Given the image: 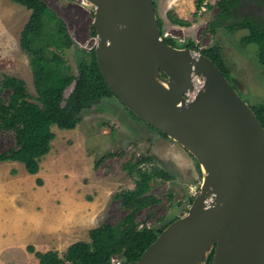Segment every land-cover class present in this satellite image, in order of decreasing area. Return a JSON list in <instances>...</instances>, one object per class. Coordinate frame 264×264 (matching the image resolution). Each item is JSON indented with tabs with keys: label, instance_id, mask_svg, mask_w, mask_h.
Instances as JSON below:
<instances>
[{
	"label": "water",
	"instance_id": "water-1",
	"mask_svg": "<svg viewBox=\"0 0 264 264\" xmlns=\"http://www.w3.org/2000/svg\"><path fill=\"white\" fill-rule=\"evenodd\" d=\"M114 96L198 162L187 211L125 264H264V127L217 64L167 43L154 0H87ZM96 264V263H90Z\"/></svg>",
	"mask_w": 264,
	"mask_h": 264
},
{
	"label": "rangeland",
	"instance_id": "rangeland-1",
	"mask_svg": "<svg viewBox=\"0 0 264 264\" xmlns=\"http://www.w3.org/2000/svg\"><path fill=\"white\" fill-rule=\"evenodd\" d=\"M154 1L156 15L162 20V33L168 32V37L177 43L192 40L199 47L219 46L231 85L249 105L262 102L264 65L257 58L255 43L241 44L240 37L246 30L232 33L221 27L214 32L205 30L215 12V0H204L213 7L207 8L205 4L206 9L201 13V8L195 7V0ZM46 2L66 23L73 45L64 50V57L76 73L78 55L96 44V35L91 32L94 6L87 0ZM169 12L189 19L190 25L173 23ZM29 14L30 10L25 6L0 0V76L2 73L16 74L35 93L29 59L19 43L20 31ZM73 86L74 82L65 88V97ZM52 129L55 137L49 154L56 159L58 173L75 176L74 181L81 193H86L87 200H105L97 217L98 224H114L125 213L112 195L121 189L134 187L133 177L122 168V163L132 155L150 156L142 167H159L170 175V179L155 178L151 181L150 192L160 201L138 212L137 220L141 224L159 227L171 217L184 214L190 197L200 190L202 177L196 159L181 144L159 134L154 127L134 115L115 96L105 97L84 108L74 128L61 129L53 125ZM11 144V133L0 131V149ZM44 156L47 158L48 154ZM101 157L103 159L95 167L94 163Z\"/></svg>",
	"mask_w": 264,
	"mask_h": 264
},
{
	"label": "trees",
	"instance_id": "trees-1",
	"mask_svg": "<svg viewBox=\"0 0 264 264\" xmlns=\"http://www.w3.org/2000/svg\"><path fill=\"white\" fill-rule=\"evenodd\" d=\"M10 1L30 10L20 31L19 43L29 59L35 93L30 91L22 77L1 74L0 131L11 133L12 144L0 149V161L17 160L24 163L28 172L36 173L41 158L51 149V141L55 137L52 126L74 128L84 108L114 94L99 71L94 46L82 50L84 54H79L77 59V72L72 71L64 57V50L73 45V40L65 21L46 0ZM202 3L203 0H195V7L199 9ZM206 6L213 7L209 3ZM214 8L213 17L207 22L205 30L214 32L221 27L232 33L245 29L246 33L240 37L241 44L255 43L257 58L264 65V0H215ZM168 16L175 24L187 26L191 23L189 19L170 12ZM157 23L162 33V20L158 15ZM91 32L96 35L92 24ZM163 39L176 47H190L209 56L226 76L227 66L219 46L199 47L192 40L177 43L168 36H163ZM72 82L74 86L65 97L64 90ZM251 108L264 127V99ZM150 158L132 155L122 163V168L133 177L134 187L121 189L112 195L125 210L118 222L98 224L89 229V240H77L62 253L58 250L35 251L39 263L112 264V257L116 256L121 264H125L138 258L158 233L178 217H171L159 227L141 224L137 220L140 210L150 208L160 201L158 196L150 192L151 181L155 178L170 179L169 173L162 168L142 167V163ZM102 159H98L94 166ZM197 167L199 169L198 163ZM36 182L41 184L42 179L37 177ZM192 199L193 196L189 203ZM212 253L206 264L211 263Z\"/></svg>",
	"mask_w": 264,
	"mask_h": 264
},
{
	"label": "crops",
	"instance_id": "crops-1",
	"mask_svg": "<svg viewBox=\"0 0 264 264\" xmlns=\"http://www.w3.org/2000/svg\"><path fill=\"white\" fill-rule=\"evenodd\" d=\"M47 154L36 173L23 162L0 161V264H40L35 251L62 253L88 240L89 229L98 225L105 200H87L75 176L58 173L56 159Z\"/></svg>",
	"mask_w": 264,
	"mask_h": 264
},
{
	"label": "built area",
	"instance_id": "built-area-1",
	"mask_svg": "<svg viewBox=\"0 0 264 264\" xmlns=\"http://www.w3.org/2000/svg\"><path fill=\"white\" fill-rule=\"evenodd\" d=\"M205 2H203L202 3V5H201V9H199L200 10V12L199 13H201L203 10H205L206 8H205ZM168 35V32H164V33H162V36H167ZM196 193V192H195ZM194 193V194H195ZM112 264H121V260L118 258V257H112Z\"/></svg>",
	"mask_w": 264,
	"mask_h": 264
},
{
	"label": "flooded vegetation",
	"instance_id": "flooded-vegetation-1",
	"mask_svg": "<svg viewBox=\"0 0 264 264\" xmlns=\"http://www.w3.org/2000/svg\"><path fill=\"white\" fill-rule=\"evenodd\" d=\"M167 36H168V35H167ZM167 36H166V37H167ZM154 130H156L159 134H161L157 129H154ZM166 137H168V136L166 135Z\"/></svg>",
	"mask_w": 264,
	"mask_h": 264
},
{
	"label": "bare ground",
	"instance_id": "bare-ground-1",
	"mask_svg": "<svg viewBox=\"0 0 264 264\" xmlns=\"http://www.w3.org/2000/svg\"><path fill=\"white\" fill-rule=\"evenodd\" d=\"M44 163V162H43Z\"/></svg>",
	"mask_w": 264,
	"mask_h": 264
}]
</instances>
